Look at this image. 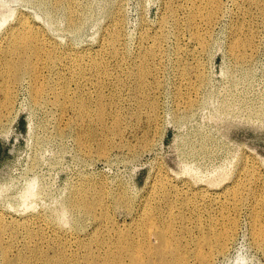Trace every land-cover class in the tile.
<instances>
[{
	"label": "rangeland",
	"instance_id": "obj_1",
	"mask_svg": "<svg viewBox=\"0 0 264 264\" xmlns=\"http://www.w3.org/2000/svg\"><path fill=\"white\" fill-rule=\"evenodd\" d=\"M70 5L0 0V41L24 17L62 58L55 70L40 73L39 103L24 78L13 87L11 109L0 108V222L19 221L0 238V264L2 252L13 258L26 243L56 264H135L133 253L152 264L146 238L128 227L142 210L152 218L148 234L155 248L156 225L171 211L181 213L185 220L173 225L186 255L194 246L187 245L185 228L199 220L202 190L219 192L245 165L264 175V0H219L213 24L203 30L200 24L202 33L208 31L200 44L192 39L189 10H182L185 0ZM70 13L77 30L69 28ZM115 26L118 54L100 57L105 73L74 76L65 57L94 56ZM236 30L251 41L238 59L231 51ZM1 89L0 81L2 103ZM80 197L94 204L89 213L69 204ZM207 210L219 228V209L207 204ZM248 211L241 208L226 252L211 264H264V244L253 239ZM23 219H29L26 227ZM214 241L205 230L202 251L209 253Z\"/></svg>",
	"mask_w": 264,
	"mask_h": 264
},
{
	"label": "bare ground",
	"instance_id": "obj_2",
	"mask_svg": "<svg viewBox=\"0 0 264 264\" xmlns=\"http://www.w3.org/2000/svg\"><path fill=\"white\" fill-rule=\"evenodd\" d=\"M61 1L72 7L71 0H56L59 5ZM249 4H253L256 0H246ZM186 8L182 10H189L190 20L189 24L196 30L194 42L200 44L204 39L207 32L202 33L199 30L200 24L209 27L213 24L220 12L219 0H185ZM169 11L175 14L172 5H167ZM72 17L68 22L69 28L77 30L78 22ZM6 20L4 19L3 22ZM173 23L178 27L179 20H174ZM167 21H161L160 27H166ZM233 48L231 49L235 58H240L239 51L242 49L251 48L250 37L245 39L241 38L240 31L236 30L233 33ZM120 40V33L115 26L112 30L108 31L107 38L104 40L102 47L95 55L85 54L75 57L66 56L73 62V74L77 78H81L86 74V71H93L98 74H104L106 65L100 58L104 53L109 52L117 55L116 45ZM158 43L154 44L157 46ZM51 48V49H50ZM53 50H56L55 45L48 42L46 37L41 31L32 23L27 21L24 17L20 18L17 23L9 28L6 37L0 41V81L2 82L3 102H0V108L4 111H9L12 106L13 87L16 83L21 82L24 78H28L31 89V98L35 103L41 101L42 90L40 89L39 79L40 73L43 70L52 72L59 64L60 59ZM144 58L138 67V82L143 84V77L147 63ZM203 76L198 75V81L202 84ZM66 86L65 78L61 80V86ZM201 86V85H200ZM192 105V102H190ZM80 110H85V105H80ZM102 111H100V117ZM192 174V173H191ZM194 175V174H192ZM243 176V177H242ZM212 192H217L211 194ZM27 195L32 196V188L27 189ZM202 198V207L199 220L190 219L189 226L185 228V233L188 235L187 245H193L188 254L184 255L180 250L179 236L174 230L173 223L182 219L181 213L171 215L168 220L161 224L156 225L155 239L158 241V247L152 246L151 236L148 234L153 228L152 218L142 210L138 215L133 218H138V222L131 221L128 227L137 228L146 238V254L150 257L154 256L152 264H211L212 259L216 254H224L228 245L235 235L236 227L238 225L237 216L241 208L249 209L248 216L251 220V234L255 243L258 246L264 244V175L256 170L254 167L242 166L238 170L237 177L231 182L221 187L220 191L215 190H202L200 196ZM72 207L79 206L85 213H89L94 204L88 201L85 197L79 199H71L69 202ZM207 204L216 206L219 209L217 222L219 228H214L212 219L214 214L212 210H207ZM143 215V217H142ZM206 216V218H205ZM142 217V218H141ZM43 218V217H42ZM166 219V218H165ZM187 218L186 220H188ZM29 219H23V227H26ZM19 221H2L0 222V238L4 234L5 228L11 224ZM150 223V224H149ZM149 224V225H148ZM148 225L147 228L144 226ZM208 230L210 235L215 239L214 244L210 247L209 253L202 251V233ZM156 249V250H155ZM216 252L212 255V251ZM155 250V251H154ZM15 257L11 258L6 252H2V264H56L52 259L45 258V254L36 246H30L29 243L23 245L22 249L17 250ZM132 261L135 264H145L143 257L140 253H133ZM40 261V262H39ZM67 264H71L68 262Z\"/></svg>",
	"mask_w": 264,
	"mask_h": 264
}]
</instances>
